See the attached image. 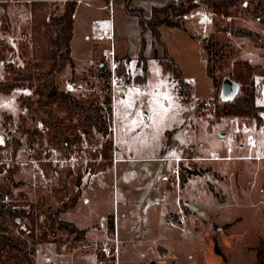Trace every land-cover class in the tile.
<instances>
[{
  "label": "rangeland",
  "instance_id": "1",
  "mask_svg": "<svg viewBox=\"0 0 264 264\" xmlns=\"http://www.w3.org/2000/svg\"><path fill=\"white\" fill-rule=\"evenodd\" d=\"M29 1L0 0V82L8 79L4 59L22 66L30 58ZM48 1L61 13L64 0ZM166 1L171 0H157ZM263 1L236 0L227 15H215L200 7L184 15L180 27H159L170 55L186 82L193 86L188 103L182 101L171 73L160 64L161 50L156 52L151 45L149 31L141 33L136 17L125 13L122 3L110 7L103 0L77 1L71 61L58 74L56 84L59 90L86 103L103 104L105 97L110 99L114 167L97 174L84 171L79 184L75 176L71 177L65 198L57 201L55 183L44 179L30 157V146L44 145L49 133L43 126L45 115L36 108L37 83L0 94V144L5 140L21 143L16 159L20 170L14 176L18 186L13 193H22L26 200L44 209L60 211V223L84 230L82 240L74 241L67 230L58 229L49 234L47 241H40L28 237L26 219L0 220L14 245L29 254L32 264H94V252L100 258V246L109 242L105 239L108 216L116 217L122 234L134 233L137 237L132 252L118 258L120 264H149L152 260L144 256L152 252L153 239L168 250L169 264H256L255 252L249 246L264 242V126L225 118L210 131L207 127L212 107L220 102L222 80L229 77L233 61L245 59L264 67ZM131 6L137 8L132 2ZM142 8L149 9L147 4ZM230 26L247 28L256 36H234L225 30ZM111 29L114 60L127 64L129 78L140 73L136 58L141 35L144 37L149 67L143 86L112 77L107 54V32ZM210 42L217 44L210 60L218 77L217 87L205 69L207 53L203 45ZM256 83L257 103L263 105L264 81L257 78ZM51 107L66 124L65 108L55 102ZM250 139L255 140V147ZM95 140L101 141L99 133L95 132ZM97 147L83 140L81 153L61 165L75 167L80 160L84 164L89 159L87 151ZM169 157L175 159L174 163L168 161ZM55 159L52 153L51 160ZM175 163L176 173H171ZM1 164L11 165L10 151L2 153ZM180 167L200 171L191 176L181 192L196 215L187 224H168L169 217L156 214L153 207L144 209V202L154 199L167 172L171 173L169 182L179 181ZM2 176L0 172V179ZM77 190L80 195L75 206L64 210ZM169 196L168 211L175 212L174 192ZM230 222L231 227L224 225ZM87 243L90 246L86 247Z\"/></svg>",
  "mask_w": 264,
  "mask_h": 264
},
{
  "label": "trees",
  "instance_id": "2",
  "mask_svg": "<svg viewBox=\"0 0 264 264\" xmlns=\"http://www.w3.org/2000/svg\"><path fill=\"white\" fill-rule=\"evenodd\" d=\"M78 0H64L61 13H57V6L48 0H30L28 3L30 58L22 66H14L5 60V68L8 79L0 82V94H10L14 89L30 86L37 83L36 108L45 115L43 126L49 131L45 144L30 146L33 153L31 159L37 163L42 176L47 181L55 183L53 191L55 199L61 201L65 198V189L71 177L81 181L83 172L97 174L104 172L112 166L113 142L110 139L111 125V101L105 97L103 104L93 102L86 103L67 92L58 89L56 79L58 74L71 61V40L74 34V12ZM106 4L122 3L125 13L135 16L137 23L143 31H149L151 45L157 52L161 50L162 59L160 64L171 73L176 82L178 93L184 103L191 101L193 86L186 82L183 72L175 59L170 55L168 48L161 39L159 27L161 25L180 27L183 25L182 17L199 7L210 9L215 15H227L229 8L236 0H171L163 5H153L146 17L141 7L131 6L132 0H103ZM264 2V1H263ZM234 36L254 37L255 32L238 26H230L227 29ZM136 66L140 73L129 78L126 75L127 64L117 62L115 77L125 84L134 83L144 85L148 74V59L144 55L146 42L141 35ZM211 43V42H210ZM216 43L203 45L207 53L206 74L212 85L217 87L218 77L213 71L210 60L214 56L212 52ZM221 48L220 46L218 47ZM47 65L44 68V65ZM110 75V72H108ZM229 79L239 84L240 92L231 102H219L212 107V118L208 121V131L225 118H235L248 125L255 123L264 126V104L257 103V83L259 78L264 81V67L252 65L245 59L234 60L231 65ZM55 102L57 106H63L67 112L66 124L58 117L51 107ZM22 132L27 130L22 129ZM95 132L101 135V141L95 140ZM170 134V132H166ZM34 134L40 135L37 132ZM86 140L89 145H98L94 150H88L89 159L83 164V160L77 166H63L61 162L69 160L74 154H80L82 141ZM169 141H167V144ZM21 149L20 141L5 140L0 144V158L3 152L10 151L11 165H0L3 173L0 179V220L10 217L13 221L26 219L27 235L31 239L47 241L49 234L58 229L67 230L69 235H75V240H82L84 230H79L71 223L59 222L58 213L50 208L44 209L26 200L22 193L14 194L13 189L18 186L14 176L20 170L17 163V153ZM52 153L56 156L51 160ZM81 168H84L81 171ZM196 169L178 170V185L182 187L191 176L199 175ZM64 191V192H63ZM80 192L77 190L71 205L63 206L64 210L73 208ZM187 213V207L183 206ZM107 230H113V218L107 217ZM23 249L14 245L11 237L7 234V228L3 222L0 223V264H32L31 259ZM256 264H264V242L259 240L256 247Z\"/></svg>",
  "mask_w": 264,
  "mask_h": 264
},
{
  "label": "crops",
  "instance_id": "3",
  "mask_svg": "<svg viewBox=\"0 0 264 264\" xmlns=\"http://www.w3.org/2000/svg\"><path fill=\"white\" fill-rule=\"evenodd\" d=\"M132 3H135V5H137V7H141V8L143 5L147 4L149 7V9H147L148 11H146V9L143 8L144 9V15L147 17L150 13L151 6L163 5V4H166L167 1L158 3L157 0H132ZM114 4L115 3H110L109 6L111 7ZM108 20L110 21V25H112V27H114L112 20L111 19H108ZM214 158H217V157H214ZM119 160H122V159H116L114 161L118 162ZM174 160L175 159L173 157L168 158L169 162L174 163ZM175 165H176V163L173 165L174 169H173V172H171V173H176V170H175L176 166ZM113 167H114V164L112 163L111 168L113 169ZM171 173L167 172L166 176L163 177L162 183H161L159 190L157 191L154 199L149 198L147 201L144 202V209H147L149 207L150 208L153 207L155 209L154 211L156 214L162 215L164 217H166V216L169 217L168 224H170L171 222H177L179 224H183V223L187 224V223H189L190 219L193 218L194 215H196V212L191 210V208L189 207L190 203L188 201H186L185 196H183L181 192L183 191L184 185H186L187 182L193 177H190L188 179V181L182 187H179L178 180H172L169 182L168 178L170 177ZM172 192H174V195H175L174 198H175V201L177 202V211H175V212L168 211V209H169L168 199L170 197L169 196L170 193H172ZM152 202H153V205H152ZM183 202H186V203L183 204ZM187 205H188L187 213H185L183 206H187ZM146 212L148 214V210ZM182 214L184 215L183 216V218H184L183 222L180 221ZM111 217L113 218V230L111 232H109L106 229L107 235H106L105 239H108L110 241L116 240L117 246H118V258H119L122 255L129 254V252H132V247L135 245V243L133 241L134 240L136 241L137 237L134 233H128L127 235L122 234L120 232V229L116 225V217H114V216H111ZM123 217H124V221H125L126 220V214H124ZM233 222L225 223L224 225L228 226L230 224V227H231L232 226L231 223H233ZM150 230L151 229L147 228L146 231L150 232ZM219 230L221 231V229L218 228L217 231L220 232ZM73 236H74V238L72 240L76 241L75 235H73ZM151 245H153L152 252L149 255L144 256V257H146L145 260H152L156 264H169V262L166 260V258L168 257V250L163 245H161L157 239H153L151 241ZM85 246L88 247V246H90V244L87 243V244H85ZM249 247H252L253 250L251 252H255V255H256L257 244L254 243ZM97 258L98 257H96V252H94V264H97ZM118 258H117V260H118ZM116 264H120V262L117 261Z\"/></svg>",
  "mask_w": 264,
  "mask_h": 264
},
{
  "label": "built area",
  "instance_id": "4",
  "mask_svg": "<svg viewBox=\"0 0 264 264\" xmlns=\"http://www.w3.org/2000/svg\"><path fill=\"white\" fill-rule=\"evenodd\" d=\"M108 37L110 38V45L108 47V57L110 64V71L112 73V77H115V70L117 68V61L114 60V47H113V29L107 32ZM112 42V43H111ZM117 79V78H116ZM118 80V79H117ZM119 81V80H118ZM249 143L252 147H255V140L250 139ZM231 150V149H229ZM180 221L183 222L184 218L181 215ZM100 258H97V264H116L118 258V246L117 242L110 241L107 243H103L99 248Z\"/></svg>",
  "mask_w": 264,
  "mask_h": 264
},
{
  "label": "water",
  "instance_id": "5",
  "mask_svg": "<svg viewBox=\"0 0 264 264\" xmlns=\"http://www.w3.org/2000/svg\"><path fill=\"white\" fill-rule=\"evenodd\" d=\"M240 86L229 78L222 80L219 101L222 103L231 102L239 94ZM18 221V220H17ZM149 264H156L154 261H151Z\"/></svg>",
  "mask_w": 264,
  "mask_h": 264
}]
</instances>
